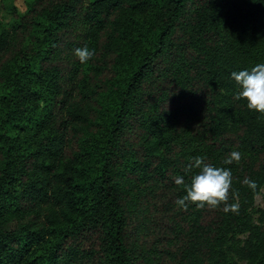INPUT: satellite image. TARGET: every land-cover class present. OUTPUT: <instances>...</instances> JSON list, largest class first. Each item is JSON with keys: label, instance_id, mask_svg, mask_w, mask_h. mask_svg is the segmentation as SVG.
<instances>
[{"label": "trees", "instance_id": "16d2710c", "mask_svg": "<svg viewBox=\"0 0 264 264\" xmlns=\"http://www.w3.org/2000/svg\"><path fill=\"white\" fill-rule=\"evenodd\" d=\"M24 3L0 1V264H154L148 221L169 264H264V113L231 77L264 64V0ZM81 19L95 55L63 66ZM198 156L231 170L238 213L175 204Z\"/></svg>", "mask_w": 264, "mask_h": 264}, {"label": "clouds", "instance_id": "9594fccd", "mask_svg": "<svg viewBox=\"0 0 264 264\" xmlns=\"http://www.w3.org/2000/svg\"><path fill=\"white\" fill-rule=\"evenodd\" d=\"M74 55L83 64L95 55V51L85 46L75 49ZM231 77L240 89L235 98L246 100L248 109L264 113V64H256L250 71H233ZM241 158L242 154L239 151H232L223 160V163L225 165H231L233 162L239 163ZM193 169L199 171L191 176L188 184L185 183L183 176L174 177L175 184L182 185L186 191V195L175 201L177 206L187 210L189 203L195 204L198 208H204L205 205L210 208H217L222 204L225 213H238L239 204L229 203L232 187L230 169L216 167L206 162L203 156L193 157L185 167V172ZM242 183L252 190L257 188L256 182L248 178H245Z\"/></svg>", "mask_w": 264, "mask_h": 264}, {"label": "rangeland", "instance_id": "374dc122", "mask_svg": "<svg viewBox=\"0 0 264 264\" xmlns=\"http://www.w3.org/2000/svg\"><path fill=\"white\" fill-rule=\"evenodd\" d=\"M4 3H9L12 2L16 9L19 11H24L25 10V0H0ZM78 15L80 17L84 16L82 14V10L78 11ZM0 19L2 22H9L11 20L10 15L4 11L3 9H0ZM76 21V19H74ZM85 22L84 19L77 21L76 23L73 24L72 26V31L68 34L67 37H65L67 41L65 42L64 45H62L59 50L57 51V57H59V60L62 62L63 66H66L71 57L74 56V51L75 49L78 48V45L75 44L76 38H79L78 32L81 31L83 28ZM79 40V39H78ZM58 81H61L63 79V74H58L57 75ZM144 208L141 207L140 212H142ZM251 216L252 220L256 223H264V187L261 186L259 190L254 194L253 197V206L251 210ZM175 222V218L172 217V223ZM177 222V221H176ZM146 227V228H145ZM173 230V229H172ZM163 231V229L159 226H157L156 223H153V221H148L146 222V225L143 228V235L148 242L151 243V245L147 248V254L149 255V261L155 262L154 264H169L173 260L170 258L169 255H167L168 251H161V252H156L153 247L156 245V241L152 240V234H156L158 232ZM242 234H240L241 236ZM159 245H156V247Z\"/></svg>", "mask_w": 264, "mask_h": 264}]
</instances>
